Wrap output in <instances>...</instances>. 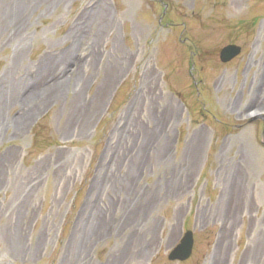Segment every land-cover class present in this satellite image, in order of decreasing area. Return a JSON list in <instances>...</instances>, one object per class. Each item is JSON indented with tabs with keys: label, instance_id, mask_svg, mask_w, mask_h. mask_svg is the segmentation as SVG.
Returning <instances> with one entry per match:
<instances>
[{
	"label": "rangeland",
	"instance_id": "obj_1",
	"mask_svg": "<svg viewBox=\"0 0 264 264\" xmlns=\"http://www.w3.org/2000/svg\"><path fill=\"white\" fill-rule=\"evenodd\" d=\"M259 76L264 0H0V264H264Z\"/></svg>",
	"mask_w": 264,
	"mask_h": 264
},
{
	"label": "flooded vegetation",
	"instance_id": "obj_2",
	"mask_svg": "<svg viewBox=\"0 0 264 264\" xmlns=\"http://www.w3.org/2000/svg\"><path fill=\"white\" fill-rule=\"evenodd\" d=\"M163 8H164V12L167 11L168 10L167 4L163 5ZM181 16L184 17L183 14H181ZM180 26H182L181 35H183L185 30H186L185 24L182 23V24H180ZM263 80H264V77L259 76V78H258L259 88L263 87V86H260L262 84ZM261 95H260L259 91L254 90L250 94L249 99L243 105L241 110H239L238 112H235V110L233 108H231V106H229V104H227L225 111L230 113V114H233L235 119H241L242 116H245V117L247 116L246 120H245L247 126H250L252 124L254 125L255 123H259L261 125V138H264V112H263V114L252 113V112L261 108V105H262ZM261 110H263V109L261 108ZM241 126L242 125H238V126L236 125V126H233L232 128H239Z\"/></svg>",
	"mask_w": 264,
	"mask_h": 264
},
{
	"label": "water",
	"instance_id": "obj_3",
	"mask_svg": "<svg viewBox=\"0 0 264 264\" xmlns=\"http://www.w3.org/2000/svg\"><path fill=\"white\" fill-rule=\"evenodd\" d=\"M240 48L235 45H228L219 52V60L226 64L240 54ZM264 144V143H263ZM193 236L191 232H186L179 244L168 254L167 260L170 262H185L192 254Z\"/></svg>",
	"mask_w": 264,
	"mask_h": 264
},
{
	"label": "bare ground",
	"instance_id": "obj_4",
	"mask_svg": "<svg viewBox=\"0 0 264 264\" xmlns=\"http://www.w3.org/2000/svg\"><path fill=\"white\" fill-rule=\"evenodd\" d=\"M53 90V89H52ZM55 90V89H54ZM47 93L49 92V91H46Z\"/></svg>",
	"mask_w": 264,
	"mask_h": 264
}]
</instances>
